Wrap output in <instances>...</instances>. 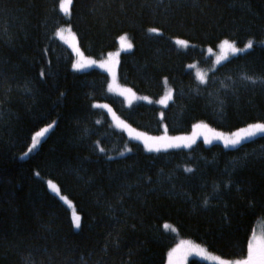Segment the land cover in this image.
<instances>
[{
	"label": "trees",
	"instance_id": "obj_1",
	"mask_svg": "<svg viewBox=\"0 0 264 264\" xmlns=\"http://www.w3.org/2000/svg\"><path fill=\"white\" fill-rule=\"evenodd\" d=\"M59 2L0 0V264H166L179 239L245 259L264 221V136L233 149L198 142L150 153L95 105L150 135L264 123V0H72L69 17ZM63 27L95 59L128 35L120 83L159 99L168 81L172 101L164 110L126 107L108 93L105 73L72 70L73 55L56 38ZM176 40L194 47L181 50ZM225 40L254 46L200 84L188 65L209 68L203 49ZM48 181L73 205L79 229Z\"/></svg>",
	"mask_w": 264,
	"mask_h": 264
},
{
	"label": "rangeland",
	"instance_id": "obj_2",
	"mask_svg": "<svg viewBox=\"0 0 264 264\" xmlns=\"http://www.w3.org/2000/svg\"><path fill=\"white\" fill-rule=\"evenodd\" d=\"M60 2H59V8H60ZM71 5H72V0L69 5V11L67 13L62 11L60 8V12L65 17H69L70 12H71ZM56 38L73 55V65H72L73 71L77 73H81V72H86L90 70H99L105 73L109 79L108 93L121 98L126 107H131L135 104L143 103L147 105H154V106L159 107L161 110H164L169 105V103L172 101L173 90L170 87L168 81H164V93L162 97H160L159 99H152L148 96L139 95L136 92H134L132 89H130L129 87L120 83L119 77H118V66H119L120 57L122 54L129 53L133 50V44L128 35L125 34V35L120 36L117 41V48L114 51L109 52L102 59H95V58L87 57L83 53L82 49L80 48L75 34L71 31L69 27H63L59 29L56 33ZM176 41H175L176 46L181 50H186L190 47H194V45L187 43L185 41L184 42L186 46L178 45ZM223 42H221L215 49H211V48L203 49L205 58H209L212 61L211 66L209 68L201 67L198 62L188 65V70L194 74L196 80L200 84L206 83L208 75L211 71H214L216 68H218L220 65L227 62L228 60L236 56L245 54L249 50H251L249 49L246 52H241L237 55H233L230 49L225 48L222 50L219 47ZM129 43L132 45L130 49H128ZM261 44L264 45V39L261 41ZM245 45L239 46L235 44L237 48H243ZM218 57L220 58L219 62H217ZM201 78H203V82H201ZM95 107L98 109L104 110L109 115L113 126L117 130L123 132L130 141L141 144L144 147V149L150 153H159V152L181 150V149L188 150L192 148L193 146H195L198 142H202L206 146H210L213 144H219L226 149H233L254 138H257L259 136H264V134H258L252 139L244 140L240 145L236 147H231V146L225 147L226 139L234 138L233 137L234 133L241 132L245 128L237 130L233 133H226V132H221V131L212 129L205 123H197L192 128V131L186 135L169 136L166 133V131H164L160 135H150V134L138 131L134 129L133 127L129 126L124 120H122L118 115H116V113L113 111V109L109 105L96 104ZM218 136L220 138H217ZM177 137L183 138V139L174 141L173 138H177ZM156 138H161V139L157 140ZM42 139H43L42 137L38 138V143L35 148H32V143H31L30 148H32V150L31 151L28 150L22 156V158L28 157L29 154L37 150V148L40 146ZM170 143H176V144H179L180 146L179 147H168ZM146 145L148 147H146ZM185 145H190V146L186 147ZM149 147L153 149L159 148L160 150L159 151H156V150L149 151L148 150ZM128 152H129V149H126L123 154H127ZM50 182L51 181L47 182V188L49 189L51 193L57 196L69 208L70 214H71V220H72L73 213L77 214L75 209L72 207L73 205L66 197H64L61 194L57 185L51 182L57 187L59 195L53 192L49 188ZM61 196H63L68 201L67 204L64 202V200L60 198ZM167 230L168 232L176 234V230L170 226L167 227ZM250 242L253 244L254 248H257V249L264 246V221L258 222L255 232L250 239ZM192 259L199 260L205 264H237V261H239V260L237 261L224 260L220 258L219 256L207 251L203 246H200L189 240L179 239L177 243L175 244V246L169 251L166 264H188L189 261Z\"/></svg>",
	"mask_w": 264,
	"mask_h": 264
},
{
	"label": "snow or ice",
	"instance_id": "obj_3",
	"mask_svg": "<svg viewBox=\"0 0 264 264\" xmlns=\"http://www.w3.org/2000/svg\"><path fill=\"white\" fill-rule=\"evenodd\" d=\"M71 3V0H61L60 2V8L62 11L64 12H68L69 11V5ZM150 32L153 33H157V29L152 28L149 30ZM123 39V38H122ZM176 43L178 45H185L184 41H180L177 40ZM186 46V45H185ZM254 46V42L253 41H248L246 43V45L243 48H237L235 46L234 43H230L229 41L225 40L219 47L223 50L225 48L230 49L233 55H237L241 52H246L249 49L253 48ZM132 47V45L129 43L128 44V49H130ZM220 61V58H217V62ZM245 79H249L252 80L251 77H245ZM201 82H203V78H201ZM253 83H255V80H252ZM51 127V126H49ZM48 131V128H45L43 130H41L40 132L36 133L35 136L32 137V148H35L37 143H38V138L43 137L45 135V133ZM258 134H264V123H254L249 125L247 128L243 129L241 132H237L233 134L232 139H226L225 140V147H236L238 145H240L244 140L246 139H252L255 136H257ZM217 138H220L219 136ZM157 140L161 139V138H156ZM183 138H173V140H180ZM179 144L176 143H170L168 145V147H179ZM186 147H189L190 145H185ZM146 147H148L146 145ZM32 148L29 149V151L32 150ZM149 151L152 150H156L159 151V148L153 149V148H148ZM123 154V153H122ZM186 171H191V169H186ZM49 188L55 192L57 195H59L58 189L57 187L52 184L51 182L49 183ZM62 200H64V202L67 204L68 201L61 196L60 197ZM205 203H207V201H205ZM71 206V205H69ZM72 222H73V226L76 229L80 228V216L73 213V217H72ZM237 264H264V246L260 247V248H254L253 244L250 242L248 244V253H247V257L245 259L239 260L237 261Z\"/></svg>",
	"mask_w": 264,
	"mask_h": 264
}]
</instances>
